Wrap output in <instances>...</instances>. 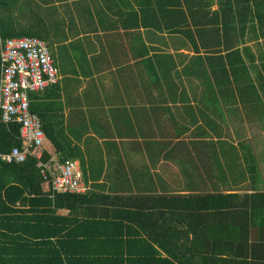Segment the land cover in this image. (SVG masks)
Returning a JSON list of instances; mask_svg holds the SVG:
<instances>
[{
	"label": "crops",
	"instance_id": "1",
	"mask_svg": "<svg viewBox=\"0 0 264 264\" xmlns=\"http://www.w3.org/2000/svg\"><path fill=\"white\" fill-rule=\"evenodd\" d=\"M22 6L17 29L48 42L60 73L58 84L35 93L34 107L64 148L82 150L94 198L88 207L112 212L164 197L264 192V94L259 97V87H241L239 95L237 86L211 84L208 74L221 60L207 56L220 38L194 36L193 20L213 19L216 0L198 14L193 0H26ZM182 26L187 34L176 30ZM220 139L238 149L206 143ZM250 201L233 200L225 214L204 208L209 229L199 248L217 240L218 249L247 255L249 264L263 260L264 213H252Z\"/></svg>",
	"mask_w": 264,
	"mask_h": 264
},
{
	"label": "trees",
	"instance_id": "2",
	"mask_svg": "<svg viewBox=\"0 0 264 264\" xmlns=\"http://www.w3.org/2000/svg\"><path fill=\"white\" fill-rule=\"evenodd\" d=\"M214 1L193 0L198 6L197 14ZM216 1L215 18L193 20L195 37L202 39L212 35L220 38V43L207 57L220 59L221 68L215 71L211 67L208 80L214 85L237 86L239 95L243 94L241 87L251 86L256 91L259 87L261 91L257 93L261 98L264 94V0ZM22 5H26V0H0V48L1 41L7 38L37 35L17 29V12ZM209 25L213 28H207ZM176 30L187 34L183 26ZM34 96L35 92H31L30 107L36 112ZM40 118L60 161L79 160L84 181L88 183L90 166L82 150L76 145L64 148L62 140ZM20 127L17 121L0 123V154L8 153L14 147H24ZM206 143L212 148L238 149L227 139ZM241 144L240 147L247 148L245 143ZM51 157L48 150L41 158L28 154L21 162H7L0 157V264L251 263L247 255L218 249L217 240L206 251L199 248L198 244L204 245L203 230L209 229L203 223L206 215L203 211L211 208L216 210L215 213L225 214L226 208H232L233 200L245 197L251 199L247 206L252 213H264V192H219L208 196H174L171 200L164 197L157 199L158 203L143 205L138 201L110 212L107 208L88 207L94 203L89 189L54 193L51 184L46 189L39 162ZM95 195L96 199L106 201L111 198ZM64 209L69 213H63ZM232 234L235 235L234 231ZM226 239H230V234ZM257 260L256 264H264V259Z\"/></svg>",
	"mask_w": 264,
	"mask_h": 264
},
{
	"label": "built area",
	"instance_id": "3",
	"mask_svg": "<svg viewBox=\"0 0 264 264\" xmlns=\"http://www.w3.org/2000/svg\"><path fill=\"white\" fill-rule=\"evenodd\" d=\"M0 123L17 121L24 147L0 154L7 161H24L28 154L41 158L46 150V133L40 116L31 110V92H41L60 80L48 42L39 36L25 35L1 41ZM47 188L54 193L86 192L79 160L61 162L56 156L40 161ZM53 193V195H54Z\"/></svg>",
	"mask_w": 264,
	"mask_h": 264
},
{
	"label": "rangeland",
	"instance_id": "4",
	"mask_svg": "<svg viewBox=\"0 0 264 264\" xmlns=\"http://www.w3.org/2000/svg\"><path fill=\"white\" fill-rule=\"evenodd\" d=\"M46 144H47V146H48V142H47V141L45 142V145H46ZM46 188H47V186H46Z\"/></svg>",
	"mask_w": 264,
	"mask_h": 264
}]
</instances>
